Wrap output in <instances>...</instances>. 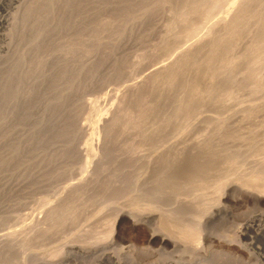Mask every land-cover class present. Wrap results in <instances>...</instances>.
Segmentation results:
<instances>
[{
	"label": "bare ground",
	"instance_id": "bare-ground-1",
	"mask_svg": "<svg viewBox=\"0 0 264 264\" xmlns=\"http://www.w3.org/2000/svg\"><path fill=\"white\" fill-rule=\"evenodd\" d=\"M11 1L0 225L25 219L15 212L41 183L68 182L32 222L3 228L0 264H91L126 217L157 220L164 233L148 242L196 250L221 198L264 199V0ZM110 80L127 82L89 128L81 115L91 121L99 97L85 94ZM74 225L71 244L44 247Z\"/></svg>",
	"mask_w": 264,
	"mask_h": 264
},
{
	"label": "rangeland",
	"instance_id": "rangeland-1",
	"mask_svg": "<svg viewBox=\"0 0 264 264\" xmlns=\"http://www.w3.org/2000/svg\"><path fill=\"white\" fill-rule=\"evenodd\" d=\"M13 6L14 4L11 0H0V39L6 31V26L2 22L3 16L5 17V15H7L10 10H12ZM125 82L127 81L110 80L105 82L106 85L105 83H103V85L96 86V88L87 92L85 94L86 98H92L96 100V98L101 97L102 99L98 98L99 102L97 100L98 103H96L95 110L97 109V105L98 109L94 114H91L89 116L91 121H88V118L85 119L87 115L85 114V111L82 112L81 121L85 122V124H88L89 128H91L93 126V123H95L94 121H97V119L99 120V118L101 117L99 116L98 118L97 116L101 115L102 113V115L105 114L103 111H106L104 110L105 107H107L108 105L110 106L109 103L112 100L113 93H115V91L118 92L119 90H121ZM95 90L96 92H94ZM110 92L113 93L111 94ZM84 114L85 116H83ZM62 181L63 179H61V182L58 181L56 187H51V189L54 188L53 190H51L48 185L43 186L46 183H44L43 185L41 183L37 187L39 189L36 188L33 193L26 194L27 196H24L21 199L23 201L22 204L19 205L21 208L18 206L19 208L17 207L18 209L15 212L21 214L27 213L25 215V219L18 221L19 223L16 220H10L11 222L8 221L9 223L6 222L7 224H1L2 226H4L2 227L0 225V229L3 230H1L0 233L5 232L7 230H4L5 228H16L20 227L21 224L32 222L31 220L35 217V215H39V211L41 210L40 203L42 198L47 196V198L52 201L56 199L55 197L57 195V189L65 185L66 182H68V179L63 181V183ZM42 186L44 187V191H42ZM47 187L49 190L47 189ZM46 190H48V192H46ZM53 191L55 193H53ZM36 193H38L39 195ZM227 196L225 197V199L221 198V204L223 206V211L221 213L222 218L219 219V221H217L213 227H211V236L203 237V239H201L202 241L200 240V243H198L199 245L196 246V250H191V248L193 247L192 244L189 245V247L186 246V248L176 250L174 248H171V246H165L164 244L159 242L155 243L157 241L148 242L146 236L154 228L157 234H162V232L164 233L163 230H157L159 228H157V220H151L147 223L143 222L138 223L137 225H131L129 219L126 217L123 220L120 228L117 229L116 232H114L111 243L112 248L106 247L104 249H98L95 252L94 257L91 258L92 261L90 260V262L91 264H118V261L119 264H171L173 262L174 264H264V199H261V201H259V204H257L252 199L250 200V198H248L244 194H239L237 192ZM165 204L166 203L161 204V206L163 205L162 207L164 208L170 206L169 204ZM22 206H24L25 208ZM85 218L86 217H81L77 224L83 225L84 221L86 222L87 220V218ZM247 220L249 222L248 225H246ZM89 222L90 221H87L85 224ZM78 225H74L72 229L71 227L68 229L65 228L62 231L64 232L63 236L61 233H58L56 234L58 237L54 235L47 238L48 241L45 240V243L47 244H45L44 247H61L69 244V242L71 244L72 241L68 240L71 239L70 231H72ZM146 225L149 227H147ZM96 228L100 231L102 230V228L98 225ZM212 231L213 233H211ZM48 242L50 244H48ZM60 243L62 245H60ZM63 243L65 244L63 245ZM104 251L112 256V260H97V256H99ZM68 261L62 264H80L77 259H74V257H72Z\"/></svg>",
	"mask_w": 264,
	"mask_h": 264
}]
</instances>
